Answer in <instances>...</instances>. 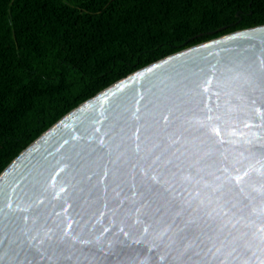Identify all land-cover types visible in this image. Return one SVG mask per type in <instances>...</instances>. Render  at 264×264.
Segmentation results:
<instances>
[{
	"label": "water",
	"instance_id": "1",
	"mask_svg": "<svg viewBox=\"0 0 264 264\" xmlns=\"http://www.w3.org/2000/svg\"><path fill=\"white\" fill-rule=\"evenodd\" d=\"M0 264H264V25L154 61L0 172Z\"/></svg>",
	"mask_w": 264,
	"mask_h": 264
},
{
	"label": "trees",
	"instance_id": "2",
	"mask_svg": "<svg viewBox=\"0 0 264 264\" xmlns=\"http://www.w3.org/2000/svg\"><path fill=\"white\" fill-rule=\"evenodd\" d=\"M260 25L264 0H0V172L115 81Z\"/></svg>",
	"mask_w": 264,
	"mask_h": 264
}]
</instances>
